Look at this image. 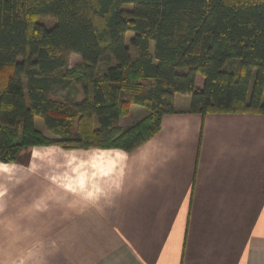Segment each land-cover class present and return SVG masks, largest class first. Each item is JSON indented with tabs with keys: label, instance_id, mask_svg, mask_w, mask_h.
I'll list each match as a JSON object with an SVG mask.
<instances>
[{
	"label": "crops",
	"instance_id": "crops-1",
	"mask_svg": "<svg viewBox=\"0 0 264 264\" xmlns=\"http://www.w3.org/2000/svg\"><path fill=\"white\" fill-rule=\"evenodd\" d=\"M174 103L131 151L33 145L0 161V264H264V114Z\"/></svg>",
	"mask_w": 264,
	"mask_h": 264
},
{
	"label": "trees",
	"instance_id": "trees-1",
	"mask_svg": "<svg viewBox=\"0 0 264 264\" xmlns=\"http://www.w3.org/2000/svg\"><path fill=\"white\" fill-rule=\"evenodd\" d=\"M75 87L79 101L55 95ZM177 94L189 113L264 114V0H0V161L33 145L131 151ZM132 105L147 114L121 128Z\"/></svg>",
	"mask_w": 264,
	"mask_h": 264
},
{
	"label": "rangeland",
	"instance_id": "rangeland-1",
	"mask_svg": "<svg viewBox=\"0 0 264 264\" xmlns=\"http://www.w3.org/2000/svg\"><path fill=\"white\" fill-rule=\"evenodd\" d=\"M42 20L44 22H46L47 25H49L48 24L49 19L42 18ZM79 61H80V57L77 54L71 53L70 59H69L70 65H73ZM199 83H202V77L201 76H198V84ZM55 95L61 99H68V98L79 99L78 97H80L79 93H75V88H70L69 90H59L56 92ZM35 120L37 121V126H39V124H41V122H42V119H40V118H36Z\"/></svg>",
	"mask_w": 264,
	"mask_h": 264
}]
</instances>
